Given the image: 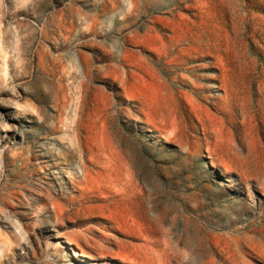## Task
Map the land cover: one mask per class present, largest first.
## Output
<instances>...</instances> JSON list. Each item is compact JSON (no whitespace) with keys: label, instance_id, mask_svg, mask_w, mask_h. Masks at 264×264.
Here are the masks:
<instances>
[{"label":"rangeland","instance_id":"1","mask_svg":"<svg viewBox=\"0 0 264 264\" xmlns=\"http://www.w3.org/2000/svg\"><path fill=\"white\" fill-rule=\"evenodd\" d=\"M0 264H264V0H0Z\"/></svg>","mask_w":264,"mask_h":264},{"label":"bare ground","instance_id":"2","mask_svg":"<svg viewBox=\"0 0 264 264\" xmlns=\"http://www.w3.org/2000/svg\"><path fill=\"white\" fill-rule=\"evenodd\" d=\"M15 129L18 131L19 126H18V125H15ZM24 130H25V129H24ZM26 130L29 131V132L31 131L30 128H27ZM27 131H24V132H23V131L19 130V133H21V135L24 136V134H27ZM46 160H47V159H46ZM44 162H45V161H44ZM67 176L69 177V175H67ZM68 244L70 245V243H68V242H67V244H65V245H66L67 247H70ZM75 256H76V257H78V256L80 257V256H81V254H80V252H79L78 250H75Z\"/></svg>","mask_w":264,"mask_h":264}]
</instances>
